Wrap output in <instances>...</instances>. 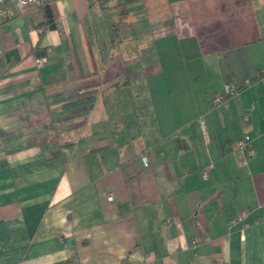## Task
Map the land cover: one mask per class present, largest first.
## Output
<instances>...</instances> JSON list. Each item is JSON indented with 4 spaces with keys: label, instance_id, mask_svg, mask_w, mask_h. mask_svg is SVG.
I'll use <instances>...</instances> for the list:
<instances>
[{
    "label": "crops",
    "instance_id": "1",
    "mask_svg": "<svg viewBox=\"0 0 264 264\" xmlns=\"http://www.w3.org/2000/svg\"><path fill=\"white\" fill-rule=\"evenodd\" d=\"M263 214L264 0H57L0 23V264H264Z\"/></svg>",
    "mask_w": 264,
    "mask_h": 264
},
{
    "label": "built area",
    "instance_id": "2",
    "mask_svg": "<svg viewBox=\"0 0 264 264\" xmlns=\"http://www.w3.org/2000/svg\"><path fill=\"white\" fill-rule=\"evenodd\" d=\"M57 0H0V23L7 21L12 15L13 10H17L22 13L26 9L30 7H46L56 2ZM47 61L46 57L40 58L36 60L37 65H42ZM250 82L246 81L244 85H249ZM241 90V86H238L234 83L226 84L225 86V94L227 97L235 96ZM222 96H216L214 98V103L219 104L223 101ZM251 137L246 135L238 141L237 144V152L241 156L242 164L247 166L248 158L247 151L251 147ZM142 161L145 167H148L149 162L148 158L143 157ZM213 165L210 166L209 169H212ZM208 171L205 170L203 172V178H207ZM112 199V198H111ZM253 213V210L246 209L242 212L238 213L230 222L232 226H235L240 223H246L247 218ZM256 223L264 222V214L257 218ZM248 224H245L247 226Z\"/></svg>",
    "mask_w": 264,
    "mask_h": 264
},
{
    "label": "trees",
    "instance_id": "3",
    "mask_svg": "<svg viewBox=\"0 0 264 264\" xmlns=\"http://www.w3.org/2000/svg\"><path fill=\"white\" fill-rule=\"evenodd\" d=\"M48 20L51 21V14L48 12L47 13Z\"/></svg>",
    "mask_w": 264,
    "mask_h": 264
}]
</instances>
